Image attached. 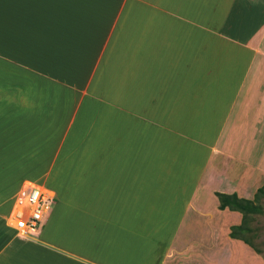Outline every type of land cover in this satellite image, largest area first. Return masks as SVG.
Instances as JSON below:
<instances>
[{
    "label": "crops",
    "instance_id": "1",
    "mask_svg": "<svg viewBox=\"0 0 264 264\" xmlns=\"http://www.w3.org/2000/svg\"><path fill=\"white\" fill-rule=\"evenodd\" d=\"M263 184L264 0H0V264H240Z\"/></svg>",
    "mask_w": 264,
    "mask_h": 264
},
{
    "label": "built area",
    "instance_id": "2",
    "mask_svg": "<svg viewBox=\"0 0 264 264\" xmlns=\"http://www.w3.org/2000/svg\"><path fill=\"white\" fill-rule=\"evenodd\" d=\"M54 195L42 186L30 184L22 189L15 199L12 211L16 219L18 236L36 235L44 225L54 204Z\"/></svg>",
    "mask_w": 264,
    "mask_h": 264
},
{
    "label": "rangeland",
    "instance_id": "3",
    "mask_svg": "<svg viewBox=\"0 0 264 264\" xmlns=\"http://www.w3.org/2000/svg\"><path fill=\"white\" fill-rule=\"evenodd\" d=\"M253 199V198H252ZM55 203V201H54ZM254 203L261 208L260 212H253L248 215L247 229L242 231V235L249 239L251 244L257 249L258 256L252 252L241 249L240 264H261L264 263V193L259 194ZM54 204L52 205V208ZM236 262V261H235Z\"/></svg>",
    "mask_w": 264,
    "mask_h": 264
},
{
    "label": "trees",
    "instance_id": "4",
    "mask_svg": "<svg viewBox=\"0 0 264 264\" xmlns=\"http://www.w3.org/2000/svg\"><path fill=\"white\" fill-rule=\"evenodd\" d=\"M264 193V184L257 188L256 193L254 194L253 199H246L237 196V194H224L216 193L219 200V208H229L230 210L239 211L242 215L241 223L239 225H233L230 227L229 235L232 238H237L243 240L246 244L254 248L248 238L242 235V231L246 230L247 227V218L250 213L260 212L261 208L254 203V200L258 197L259 194ZM255 249V248H254ZM256 252L257 249H255Z\"/></svg>",
    "mask_w": 264,
    "mask_h": 264
}]
</instances>
